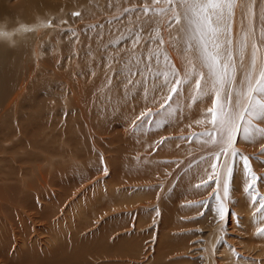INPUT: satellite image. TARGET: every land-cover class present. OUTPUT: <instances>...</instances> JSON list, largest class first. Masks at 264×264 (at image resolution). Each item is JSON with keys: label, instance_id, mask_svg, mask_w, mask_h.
I'll return each mask as SVG.
<instances>
[{"label": "bare ground", "instance_id": "obj_1", "mask_svg": "<svg viewBox=\"0 0 264 264\" xmlns=\"http://www.w3.org/2000/svg\"><path fill=\"white\" fill-rule=\"evenodd\" d=\"M121 5L125 6L129 11L127 14H130L126 19L128 23L124 24V26L116 28H111L110 26L111 30H104L105 26L110 25L108 22L101 20V23L103 22V25H101L91 21L98 19L100 22L101 15L104 16L106 13L110 15L118 14L117 12L122 13L124 9H122L123 6L120 7ZM145 7L148 8L147 12L144 11ZM168 7L170 6L164 3L163 0H161L160 4H154L153 0H0V29L7 32V35L0 36V264H112L115 258L118 259V264H125L127 262L122 263L120 259L132 257V255L139 257V259L143 258L139 264H145L146 258L149 256L147 252L150 248L146 250V244L142 243L140 238L134 241L130 232L137 231L141 233L146 231V228L139 229L136 225L134 231H127L130 234L123 237L119 236L114 241L110 239V235L114 230H123V227L130 230L131 226H135L131 225V223H126L125 216H133L131 211H129L130 214L119 215L122 209H129L135 206L138 210H143L137 220V224L141 221L140 225L142 226L147 220L149 222V219L152 218L153 213L144 211L146 209L157 210L155 214L160 222L157 229L159 233L156 236L158 242L156 240L157 243L151 244V246L156 245L155 252L153 251L154 257L153 259L150 258L151 260H147L146 264H149V261L154 262V264H179L178 262L181 259L178 258L180 260H177L175 256L180 255V253L181 255L184 253L187 257L192 255L200 257L199 259L197 258L196 264H218L219 262V264H264V236L256 234L260 228H264V210L257 212L259 200L264 197V154H262L261 143L264 137L255 132L252 140H245L240 133H237L235 147L239 150L238 155L236 157L221 155L220 157V160L225 163L231 162L233 167V173L228 177L229 196L223 200L227 209L224 220L220 219L216 211L220 200L219 202L216 201L217 203L213 202L210 206L208 205L209 209L207 210L209 213L205 216H210L214 222L212 221L213 224L211 226L205 227V230L207 229L206 233L201 234L202 245H198L199 243L197 244L196 240V242H191L192 244L190 242L184 243L185 237L180 236L182 235L181 229H189L186 226L190 224L178 221L179 215L191 213L196 208L199 209L197 205L199 197L205 196L209 191V186L212 185L209 184L208 188H196L194 184L199 185L208 178V173L204 170L208 168L209 162L216 163L217 168L215 171L221 177L224 169L221 167L220 161L212 159V153L218 151L217 146L207 143L210 139L208 135L197 134L201 126L208 125V120L204 118L203 114L205 109L211 106L210 103L204 102L197 106V102L190 99L189 93L185 91L181 96H174L172 100L167 101L163 108L160 107L165 102H163V99L162 102H159L158 98H166L168 94L163 91H156L155 86L158 82L164 80L163 75L157 76L156 73L167 72L174 65L175 69L183 74V70L187 67V56L183 51L187 45L181 40L182 34L179 32V26L176 25L171 12L159 11L161 8L167 9ZM153 9H156V11H153ZM253 11L258 13L259 6L254 7ZM69 12L72 14L74 12L79 13V15H77L78 17L75 15L73 19L70 17L67 22L68 19L66 18ZM121 18L118 19L119 22ZM113 23L118 24V22ZM73 25L79 26V28H75L76 30L74 31L72 29ZM253 26L254 29L260 27V22L255 17L253 18ZM70 27L72 28L70 29ZM247 31L248 19L245 12L244 10L236 9L231 21L229 37L232 40V44L229 47L233 53L237 68H239L242 55L245 65L250 62L251 39L248 41V47L243 50V53L241 52V45ZM78 40H81L82 44H78V51L73 53L71 50L72 45ZM160 41L164 43H160ZM111 45L114 46L115 50L122 53L123 47H129V52L126 51L124 54L130 56L129 60H132V65L129 67L127 75L124 73L122 77L126 79L130 75V80H135L137 84L130 93L124 90L127 94L123 96L113 94L112 88L110 89L112 92L105 90L106 84L109 82L107 79L109 78L110 80L112 78L110 77L111 74L108 77L105 74L106 71L99 70L102 61L106 60L105 57L101 55L99 56L100 61H94L97 54L106 53L111 48ZM60 54L66 55L67 58L69 56V61L75 62V58L78 59V65L83 68L80 69L82 71H79L78 78L77 74L75 75V72H73V68L79 70L75 66L77 65L76 62H70L68 66L65 64L64 68L68 72L64 71L63 67H57V64L63 61V56L60 57ZM165 56L167 59H165ZM261 56L264 57V50H262ZM127 59L125 57V60ZM143 65L146 66V69L143 68ZM39 67L43 68V71H38ZM61 72H63V75H60L62 74ZM115 83L114 81L112 85ZM121 84L123 85L124 83ZM128 84L127 87L129 86ZM110 85L108 84V86ZM124 87L126 89L125 84ZM187 87V85L184 86L185 89ZM66 91L71 98H75L74 100L72 99L73 106L69 103L70 100L65 103V108L69 106L70 112H72V107H75V110L79 112L77 105L75 106V102L78 101V103L82 102L84 104V108L87 107V117L95 116L93 120H90V122H93L92 125L99 118L107 119L102 121L103 123L99 119V122L102 123L100 127L102 133L111 132L113 135L111 141L118 144L117 148L119 147L120 153L123 151L119 157L116 158L114 156L111 162L107 159L110 162V164L108 163L109 166L104 165V161L102 164L101 162H96L93 167L90 166L94 151V153L92 152L93 155L83 157V161L81 159L80 162L83 167L85 166L81 171L57 172L51 175L58 165L56 163H65V160L51 159L47 155L48 158H44L47 162L41 161L39 155L41 150H43L42 152L50 153L49 137L51 134L48 127L51 124L49 120V116H51V114L49 115L50 109H52L54 104L52 100L56 99L54 97L58 93L63 95V92ZM151 94L153 97L149 99ZM49 96H53V98L46 100V98H50ZM97 98H102L99 99V102L105 100L108 103L104 102V105L111 104L109 106L112 108L110 110L107 109L108 111L105 113L100 111L92 104H96ZM109 98L119 99L114 101ZM181 98L186 102L185 104L183 103L184 106L183 104L180 105V103L179 107L176 103ZM145 99L148 100L145 101ZM58 107L59 109L61 108L59 105ZM128 108L133 109L126 110ZM149 109H151L152 114H155L153 115L154 119L146 116L143 117L142 122L139 124L129 122L130 120L133 121L132 118L134 116L140 115ZM92 112L94 113L92 114ZM106 113L108 114L104 117ZM110 113L112 114L111 116ZM59 114L61 113L59 112ZM165 115L173 116L166 117ZM71 116L69 115L68 117ZM164 117L166 118L164 119ZM64 118L66 117L64 116ZM60 119L62 118L60 117ZM200 120L204 122L197 123ZM86 121L83 124L87 128ZM56 126L58 125L56 124ZM259 126L264 127V124ZM119 127L126 132H118ZM86 128L85 131L88 130ZM82 129L84 130V127ZM114 129H118L117 132L115 131L114 133ZM143 130L149 133L146 137L148 141L155 139L158 133H166L164 135L172 136V134L186 132L190 133L191 137L181 139L184 143L189 142V144L178 149L177 147H171L173 145L176 146L178 140H175V144L172 143L174 139H170L171 141L169 140V142L166 141L167 143H164V152L162 151L163 148L158 150L159 154L162 151V155L156 157L160 159H156L143 153L144 151L149 152V148L145 149L147 146L143 145L146 143L142 140L141 132ZM101 131L99 132L101 133ZM130 131L133 133H129ZM144 131L143 136L146 135ZM74 135L76 134L74 133ZM180 138L182 137L180 136ZM128 139L131 144L127 142ZM80 142L82 143L83 141H78V143ZM78 143L74 144L75 147ZM115 145L112 147H115ZM190 147L195 148L192 151L197 150L198 147L200 150H197V155L186 157L188 154L193 153ZM127 149L131 150V153H125ZM85 150L87 149L85 148ZM142 150L144 151L142 152ZM82 152L84 153V151ZM241 155H248L250 167L258 177L255 191L250 189L252 191L251 197L244 191L247 186V174L243 169V162L239 159ZM162 156L165 157L163 159L166 162L175 157L180 159L185 157L180 161L182 170H176L173 166H169L172 162L162 166ZM132 158L133 161H130ZM97 159L99 160V158ZM177 159L174 162L177 161L176 163H178L179 160ZM138 160L146 162V164L150 163V166L153 163L155 166L158 163L161 165L159 164L155 168L149 166L140 168L139 164H136ZM54 161L55 163H53ZM71 161L69 159L67 163ZM103 166L109 171L102 170L101 174L104 173V175L101 178L104 180L96 181L95 184L90 186H88L89 184L86 181L88 185H83V182L91 179L94 174H96L94 177L97 179V175H100L101 172L99 171L100 167ZM168 166L170 169L167 171L166 167ZM164 169L167 172L163 174ZM209 171L212 170L209 169ZM105 172H107V175ZM178 173H180L179 177L175 179ZM166 175H170L168 180ZM114 176L119 178L114 179V182L110 181L111 187L107 184V180L110 177L113 179ZM48 180L51 183L50 185ZM91 180L93 181V179ZM152 181H156V183L145 186V184ZM173 181L174 183H172ZM46 184L51 189L46 190ZM43 185H45V188L43 187L44 189L40 193V187ZM214 186L217 185L213 183ZM84 187L87 189L86 192H84ZM213 187L211 186V188ZM52 188L58 189V193ZM217 188L214 194L217 192L216 197L222 198V184ZM82 192L85 194H82ZM133 192L134 194L132 195ZM191 193H198L199 196V199L195 198L193 200L194 204L192 205H190L191 200L188 199ZM78 194H81V196H78V198L80 197L79 199L77 198ZM71 196H74L73 198L75 199L77 198L78 201L72 203L73 200L71 199L72 201L62 206L60 205L61 203H58V201L68 199L67 197ZM208 197L210 198V196ZM232 199L235 200L232 201ZM210 200L206 202L208 203ZM69 206L79 209L78 214H75H77L76 216L80 223L79 226H73L74 229L71 230L70 236L71 241L68 242L67 240L70 239L54 234L53 237L51 236L52 239L50 241H47V238L43 246H40L36 242L38 240L34 237L36 233L38 231L42 233L45 229L50 231L51 234L52 230L55 232L63 229V222H65L66 214H68ZM234 206L239 209L237 208L236 210ZM233 208L236 212H233ZM230 210L232 214H229L227 218ZM240 210H244V214L239 212ZM98 214L101 217L96 220L95 216ZM116 214L118 215L115 216ZM136 214H139V212ZM194 216L192 217L194 218ZM216 219L218 222L214 225ZM91 220H93L92 223L88 224ZM226 223L229 225L228 227L224 225ZM35 224L37 226L41 225L42 228L36 230ZM201 225L203 224L201 223ZM202 231L199 230V233ZM192 233L195 235L194 232ZM48 237L50 238V236ZM236 238L240 240L232 241V239ZM151 246H147V248ZM197 246L202 247L198 248ZM215 256L218 262L214 258ZM111 259L112 263H107ZM163 260L166 262L163 263ZM102 261L104 262L101 263ZM181 262L183 264V261ZM128 263H132V261ZM113 264H116L115 261Z\"/></svg>", "mask_w": 264, "mask_h": 264}, {"label": "snow or ice", "instance_id": "obj_2", "mask_svg": "<svg viewBox=\"0 0 264 264\" xmlns=\"http://www.w3.org/2000/svg\"><path fill=\"white\" fill-rule=\"evenodd\" d=\"M163 2L170 7L161 8L159 11L172 13L182 34L181 40L187 45L183 49L187 56V67L183 74L177 71L174 65L167 72H157L156 75H163L164 80L155 86L156 91L168 94L165 103L187 91L189 98L196 101L197 106L204 102L211 104L203 114L211 125V131L204 134L210 137L207 143L217 146L218 151L212 153V159L220 161L224 172L221 177L215 171L216 163L209 162L208 168L204 170L208 173V178L197 187L208 188L210 183L217 186L222 184L223 196L218 197L220 202L216 211L220 219L224 220L227 209L223 200L229 196L228 177L233 173V167L231 162L225 163L220 157L238 155L239 150L235 147L237 133L245 140H252L254 132L264 137V127L259 126L264 124V57L261 56L264 50V0H163ZM153 3L160 4L161 0H153ZM257 6L259 11L254 13L253 9ZM236 9L244 10L248 19V31L241 45L242 53L251 39L250 62L245 65L242 55L239 68L229 47L232 44L229 37L231 21ZM144 11L147 12L148 8L145 7ZM254 17L260 22L257 29L253 26ZM185 85L188 86L187 89L184 88ZM164 106V103L160 105L161 108ZM150 114L151 109L142 112L137 120ZM261 143L264 154V140ZM239 159L243 162V169L247 174V186L244 191L251 197L258 177L250 167L249 157L241 155ZM261 210H264V197L259 200L257 212ZM256 234L264 236V228H260Z\"/></svg>", "mask_w": 264, "mask_h": 264}, {"label": "rangeland", "instance_id": "obj_3", "mask_svg": "<svg viewBox=\"0 0 264 264\" xmlns=\"http://www.w3.org/2000/svg\"><path fill=\"white\" fill-rule=\"evenodd\" d=\"M123 5H121L120 7H122ZM102 7V6H101ZM103 8V7H102ZM122 9H124L123 10V12L122 13H119V12H117L118 14H115V15H113V14H104V16L103 15H101V17H100V22L98 21V19H93V20H91L92 22H96V24H101V25H103V22H108L110 25H107V26H105L104 27V30H111V28H116V27H118V26H120V27H122V26H124V24H126V23H128V22H126V19L128 18V16L130 15V14H127L129 11L127 10V8H125V6H123L122 7ZM102 10V9H101ZM75 13V12H74ZM72 14L71 12H69L68 13V15H67V18L66 19H68L67 20V22L70 20V17H72V19L73 18H75V14ZM70 14V15H69ZM73 15V16H72ZM77 16V15H76ZM103 16V17H102ZM122 16H124V17H122ZM78 17V16H77ZM122 17V18H121ZM96 18H98V17H96ZM119 18H121V20H120V22L118 21V19ZM106 21H105V20ZM101 20H103V22L101 23ZM113 20V21H112ZM129 20H130V17H129ZM113 22H118V24H114ZM124 22V23H123ZM129 23H131V22H129ZM133 23V22H132ZM74 27L72 28V27H70V29L72 28V29H74V31L76 30L75 28H79V26H76V25H73ZM110 26H111V28H110ZM129 26H131V24H129ZM56 29V28H55ZM72 33H74V32H72ZM102 37V36H101ZM100 37V38H101ZM143 38V37H142ZM77 44V46H75ZM78 44H82V42H81V40H78L75 44H73L72 45V52L73 53H75L76 51H78ZM109 47V46H108ZM113 47V48H112ZM75 48V49H74ZM124 49H122V51H123V53L122 52H119V51H117V50H115V48H114V46L113 45H111V48H109L108 50H107V52L105 53H99V54H97L96 55V58H94V61H100V57L99 56H103V57H105V59L106 60H101L102 61V65L101 66H99L100 68H99V70H104V71H106L105 72V74H106V76L108 75V77L110 76V74H111V76L110 77H112L110 80H109V78L107 79V81H109V82H107V84H106V87H105V90L108 92H112L113 94H117L116 96H123V95H126L127 94V92L128 93H130V91H132V90H134V88L136 87V82H135V80H130V75H128L127 76V78L125 79V78H123L122 77V74H126L127 75V71H129V67L132 65V63H131V61L132 60H129V58H130V56L129 55H125L124 53L127 51V52H129L128 50H129V47H123ZM127 50H126V49ZM75 50V51H74ZM100 52V51H99ZM119 54V55H118ZM122 54H123V56H122ZM124 55H125V57L126 58H128L127 60H125V57H124ZM61 56H63V55H61L60 54V57ZM59 57V58H60ZM66 55H64L63 56V58H62V60L63 61H61L59 64H57V67L58 68H60V67H63V70L64 71H66V68H64V66H65V64H67L66 66H68V63H70V62H74V61H69L70 59H69V56H68V58L66 57ZM124 58V59H123ZM109 59V60H108ZM112 60V61H111ZM78 59H76L75 58V62H76V64L77 65H75V66H77L78 68H79V70H77L76 68H73V72H75V75L77 76V78L79 77L78 76V73H79V71H82V70H80V69H83L80 65H78ZM109 61V62H108ZM127 61V62H126ZM65 62V63H64ZM74 62V63H75ZM130 62V63H129ZM90 63V62H89ZM128 63H129V65H128ZM105 65H106V67H105ZM103 66V67H102ZM92 67V66H91ZM109 67H111V68H109ZM114 67V68H113ZM123 67V68H122ZM146 66L145 65H143V68H145ZM119 70H118V69ZM121 68H122V70H121ZM128 68V69H127ZM39 70L38 71H43V68H41V67H39L38 68ZM75 69V70H74ZM107 69V70H106ZM109 69H111V70H109ZM125 69V70H124ZM146 69V68H145ZM71 71H72V69H71ZM78 71V72H77ZM111 71V72H110ZM114 71V72H113ZM66 72H68V71H66ZM77 72V73H76ZM122 72V73H121ZM62 74H60V75H63V72H61ZM108 73V74H107ZM101 74H103V73H101ZM118 74V75H117ZM105 76V77H106ZM116 76H117V78H116ZM118 76H119V79H118ZM114 77V78H113ZM107 78V77H106ZM80 79V78H79ZM112 79H114V80H112ZM125 79V80H124ZM122 80H123V82H122ZM127 80V81H126ZM115 81L116 83L115 84H113L112 85V83ZM120 81V82H119ZM128 81H132V83H129ZM129 84H128V83ZM119 83V84H118ZM121 83H124L125 84V86H126V89H125V87L123 88V86H124V84L122 85ZM108 84H111L110 86H108ZM127 84L129 85L128 87H127ZM117 86V88H116V86ZM122 87H121V86ZM72 86H74V85H72ZM142 86H144V85H142ZM148 86V85H147ZM133 87V88H132ZM145 87V86H144ZM112 88V91L110 90ZM115 88V89H114ZM128 88V89H127ZM132 88V89H131ZM117 89H119L118 91H115V90H117ZM127 91V92H125V91ZM116 92H118V93H116ZM67 97H66V96ZM75 95V94H74ZM62 96V97H61ZM50 98H46V100H50L51 98H53V96H49ZM149 99H151L152 97H153V95L151 94V95H149ZM54 98H56L55 100H52V101H54V104H53V106H52V109H50L51 111H52V113H51V111H50V113H49V115L51 114V116H49V120H50V127H48V129L50 130V144H49V148H50V153H47V152H42L43 150H41V154H39L40 155V157H41V161H45V162H47V160H44V158H48L47 157V155L49 156V157H51V159H54V158H56V160L57 159H63V160H65V163H62V164H60V163H56V164H58L57 166H56V169H54V171H53V173H51V175H53V174H56L57 172H60V173H62V172H66V171H81V169L83 170V168L85 167H83V165H82V163L80 162L81 161V159H82V161L84 160V158L86 157V156H90V155H93L92 154V152L94 153V155L92 156V160H91V162H90V166H92L93 167V165L94 164H96V162H101V164L103 163V161H104V165H106V166H109V164H110V162H111V160H112V158H114V156H116V158L117 157H119L120 156V154L123 152H121L120 153V150H119V147L117 148V143H115L114 141H111V139H113L112 137H113V135H112V133H111V135H110V133L109 132H105V133H102V131H101V129H100V127L102 126V121H105V120H107V119H102V118H99L100 120H101V122H99V119L98 120H96L97 122H98V124H96L97 122H94V124L92 125V123L93 122H90V120L92 119L93 120V118L95 117V116H90V117H87L88 115V112L86 111V108H84V104H82V102H79L78 103V101H76L75 102V106L77 105V108L79 109V112L78 111H76L75 110V107H72L73 109L71 110L72 112H70L69 111V106H68V108H65V103H67L69 100H70V104H71V106H73L72 105V99L74 100L75 98H71L69 95H68V93H67V91L66 92H63V95H62V93H58V95L56 96V97H54ZM67 98V99H66ZM146 98V97H145ZM63 99H65V100H63ZM99 99H102V98H97L96 99V104H94V103H92L93 104V106H95V107H97L100 111H103L104 113L105 112H107L108 110H110L112 107L111 106H109V105H111V104H109V105H104L105 103H108V102H106L105 100L104 101H102V102H99L100 100ZM109 99H113L114 101H116L117 99H119V98H109ZM121 100H122V98H120ZM159 99V102H162V99H163V102H165V100H166V98H164V97H160V98H158ZM182 100H183V98H181ZM179 100L176 104L180 107V105H182L183 103L185 104V102H184V100H183V102H181L182 100ZM112 100V101H113ZM146 100H148V99H145V101ZM57 101V102H56ZM61 101V102H60ZM63 101V102H62ZM108 101V100H107ZM105 102V103H104ZM57 103V104H56ZM78 103V104H77ZM103 103V104H102ZM169 103V102H168ZM181 103V104H180ZM62 104V105H61ZM81 104H82V106H81ZM164 104H166V103H164ZM180 104V105H179ZM184 104H183V106H184ZM58 105L59 106H61V110L59 109V107H58ZM80 106H81V108H80ZM104 106H105V108H104ZM107 106V107H106ZM113 106V105H112ZM103 107V108H102ZM110 107V108H109ZM54 108H55V110H54ZM65 108V109H64ZM84 108V109H83ZM101 108V109H100ZM108 109V110H107ZM133 108H128V109H126V110H132ZM55 111V112H54ZM62 114V113H64L63 115H61V114H59V112ZM67 112V114H66V112ZM112 111V110H111ZM56 112H57V114H56ZM78 112V113H77ZM70 113H74L73 115L72 114H70ZM76 113V114H75ZM94 112H92V114H93ZM96 113V112H95ZM53 114V115H52ZM56 114V115H55ZM98 114H100L99 112H98ZM107 114L108 113H106V114H104V117H106L107 116ZM71 116V117H68V116ZM75 115V116H74ZM97 115V114H96ZM106 115V116H105ZM112 114L110 113V116H111ZM115 115V114H114ZM134 115H137V114H134ZM152 115V116H151ZM153 115H155V114H150V115H148L151 119L154 117ZM66 117V118H64L63 119V117ZM137 116H140V115H137ZM137 116H134L132 119H133V121L132 120H130L129 122H131L132 124H139V123H141L142 122V120H143V118L141 119V120H137ZM166 117H169V116H173V115H165ZM60 117L62 118V119H60ZM76 117V118H75ZM166 117H164V119L166 118ZM68 118H69V120H68ZM135 118V119H134ZM52 119V120H51ZM75 119V120H74ZM81 119H83V120H81ZM150 119V120H151ZM154 119V118H153ZM66 120H68L67 122H66ZM86 120H88V121H86ZM72 121V122H71ZM86 121V124H87V128H86V126H84V122ZM207 121V120H206ZM54 122V123H53ZM138 122V123H137ZM59 123V124H58ZM61 123V124H60ZM73 123V124H72ZM90 123H91V125H90ZM53 124V125H52ZM55 124V125H54ZM56 124L58 125V126H56ZM65 124V125H64ZM71 126H70V125ZM99 124H101L100 126H99ZM75 125V126H74ZM55 126V127H54ZM63 126V127H62ZM89 126V127H88ZM93 126H96V127H93ZM150 126V125H149ZM58 127V128H57ZM65 127H67V128H65ZM73 127V128H72ZM84 127V130L82 129ZM208 127H210V128H208ZM65 128V129H64ZM77 128V129H76ZM85 128L86 129H88L87 131H85ZM95 128V129H94ZM98 128V129H97ZM208 128V129H207ZM201 129V130H200ZM200 129H198V131H199V133H197V134H204L205 132H207V131H209V130H211V125L209 126V123H208V125L206 124V126L204 125L203 127L201 126L200 127ZM65 130V131H64ZM72 130V131H71ZM84 132H83V131ZM101 131V133L99 132V131ZM117 130L118 129H114L113 130V132L115 133V131L117 132ZM57 131V132H56ZM59 131H60V133H59ZM64 131V132H63ZM93 131V132H92ZM120 131V133H122V131H123V133H125L126 131L124 130V129H121L120 127H119V130H118V132ZM125 131V132H124ZM144 131V130H143ZM143 131L141 132V134H142V140L143 141H145L146 143H144L143 145L145 146H147L145 149H148L149 150V152H147V151H144V150H142V152L145 154V155H147L148 154V156H150V157H152V158H156L157 156L158 157H160L161 155H162V151L164 150V147H165V144L167 143V142H169V140L170 139H174L173 141H172V143L173 144H175V140H178V142H177V144H176V146L175 145H173V146H171V147H173V148H175V147H177V149L178 148H181V147H184V145L185 146H187L188 144H189V142H187V143H184L183 141H181V139H183V138H186V137H191V134L189 133H186V132H179V133H177V134H175V135H173L172 134V136L171 135H164V134H166V133H158V136H156L155 137V139H153V140H151V141H148V138H146L148 135H149V133H148V131H144L145 132V136H143L144 134H143ZM67 132V133H66ZM72 132V133H71ZM80 132V133H79ZM82 132V133H81ZM192 132H193V130H192ZM52 133H56V134H52ZM74 133L77 135H74ZM92 135H91V134ZM129 133H133L132 131H130ZM67 134H69V135H67ZM118 134V133H117ZM182 134V135H181ZM186 136H185V135ZM196 134V135H197ZM179 135V136H178ZM66 136H68V137H66ZM90 136V137H89ZM92 136H94V137H92ZM180 136L182 137V138H180ZM60 137V138H59ZM71 137V138H70ZM78 137V138H77ZM157 137H162L161 139L160 138H157ZM67 138V139H66ZM69 138H70V140H69ZM85 138V139H84ZM96 138V139H95ZM163 138H164V141H163ZM73 139V141L71 142V140ZM83 139V140H82ZM88 139V140H87ZM91 139V140H90ZM95 139V140H94ZM54 140H56L55 142H53ZM83 141L82 143L80 142V143H78V141ZM155 140V141H154ZM52 141V142H51ZM67 141V142H66ZM148 141V142H147ZM152 141H154L153 143H152ZM157 141H159V142H157ZM163 141V142H162ZM167 141V142H166ZM171 141V140H170ZM57 142H58V144H57ZM67 144H66V143ZM70 142V143H69ZM86 142V143H85ZM127 142L128 143H130L131 144V142L129 141V139L127 140ZM166 142V143H165ZM182 142H183V144H182ZM53 143V144H52ZM68 143H69V145H68ZM75 143H78V144H76V147H75ZM163 143V144H162ZM165 143V144H164ZM70 144H72V145H70ZM82 144H84V145H82ZM91 144V145H90ZM114 144H116L115 145V147L117 148H115V147H112ZM65 145V146H64ZM80 145V146H79ZM128 145V144H127ZM164 145V146H163ZM178 145V146H177ZM62 146H64V147H62ZM83 146V147H82ZM151 146V147H150ZM81 147V149H79ZM87 149V150H85V148ZM54 148V149H53ZM84 148V149H83ZM113 148V149H112ZM144 148V147H143ZM161 148H163L162 149V151H161V153L159 154V152H158V150H160ZM192 148V149H191ZM59 149V150H58ZM73 149V150H72ZM76 149V150H75ZM78 149V150H77ZM115 149V150H114ZM193 149H195V148H193V147H190V150H191V152H193V153H191L190 155L188 154L186 157H190L191 155H197V153H198V149L200 150V148L198 147V149L197 150H195V151H192ZM55 150V151H54ZM90 150H91V152H90ZM150 150H151V152H150ZM70 151V152H69ZM82 151H84V153L82 152ZM154 151V152H153ZM158 152V155H157V152ZM78 152H82V153H78ZM85 152H87L86 154H85ZM164 152V151H163ZM125 153H131V150H129V149H127V151L125 150ZM69 154V155H68ZM72 154V155H71ZM83 156H82V155ZM89 154V155H88ZM97 154V155H96ZM110 154V155H109ZM114 154V155H113ZM143 154V155H144ZM246 154V153H245ZM248 155H249V153H247ZM76 155V156H75ZM247 155V156H248ZM54 156V157H53ZM79 156V157H78ZM112 156V157H111ZM78 157V158H77ZM84 157V158H83ZM94 157H97V158H99V160L97 159V158H94ZM111 157V158H110ZM181 157V156H180ZM194 157V156H193ZM68 158V159H67ZM93 158H94V161H93ZM163 158H165V157H161V160H165V159H163ZM169 158H171V157H169ZM178 158V159H177ZM182 158H185V157H182ZM182 158L180 159L179 157H175V158H172V159H169L168 160V162L170 163V162H172L171 164H169L168 162H166V161H162V166H166V165H168L169 164V166L171 165V166H173V168L174 169H181L182 170V163L180 162L181 160H182ZM69 159H71L72 161L71 162H69V163H67L68 161H69ZM87 159V158H86ZM110 161H108V160ZM156 159H160V158H156ZM179 160L178 161V163H176V162H174L175 160ZM102 160V161H101ZM107 161V163H105L106 161ZM75 161V162H74ZM130 161H133V158L132 159H130ZM57 162V161H56ZM80 162V163H79ZM52 163V162H51ZM53 163H55V161L53 162ZM80 164V165H78V164ZM109 163V164H108ZM130 163V162H129ZM132 163H134V162H132ZM143 163V164H142ZM136 164L138 165L139 164V167L140 168H143L144 166L146 167H153V168H155V167H157V166H159V164L160 163H158V164H156L157 166H155V165H153V164H151V166L149 165L150 163H148V164H146V162L144 163V162H141V161H136ZM173 164V165H172ZM71 165V166H70ZM78 165V166H77ZM161 165V164H160ZM60 166V167H59ZM169 166L168 167H166V170L168 171L170 168H169ZM50 167V166H49ZM67 168V169H66ZM69 168V169H68ZM71 168V169H70ZM103 168V169H102ZM75 169V170H74ZM173 169V170H174ZM62 170V171H61ZM102 170H106L107 172H109L107 169H106V167H100V170L99 171H101L100 172V175H97V179H99V180H97L94 176H96V174H94V178L92 177L91 179H93V181L91 180V179H89V180H85L84 182H83V185H85V184H87L88 186H90V185H93V184H95L96 183V181H100L102 178L101 177H103V175H104V173L103 174H101L103 171ZM165 169L163 170V174H164V172H167ZM172 170V171H173ZM179 171V170H178ZM177 171V172H178ZM55 172V173H54ZM107 172H105L106 173V175H107ZM179 174L180 173H178L177 175H176V178L175 179H177L178 177H179ZM25 175H27V174H25ZM51 175H50V178H51ZM111 177H112V175H110ZM110 177V179L108 178V185L109 186H111V184H110V181H112V182H114L116 179H118L119 177H117V176H114L113 177V179ZM164 177V176H163ZM168 177V178H167ZM166 178H167V180L170 178V175H166ZM115 179V180H114ZM50 180V179H49ZM48 180V181H49ZM102 180H104V179H102ZM163 180V179H162ZM161 180V181H162ZM166 180V181H167ZM47 181V182H48ZM86 181H87V183H86ZM92 181V182H91ZM95 181V182H94ZM51 182H52V180H51ZM91 182V183H90ZM144 182V181H143ZM39 183V182H38ZM156 183V181H152V182H150V183H147V184H145V186H148V185H152V184H155ZM172 183H174V181L172 182ZM40 184V183H39ZM48 184L50 185L51 183H50V181L48 182ZM212 184V185H211ZM49 185H47L46 184V188H45V185H43L42 187H40L41 189H40V193L43 191V189L45 188L46 190H49V189H51L50 187H49ZM86 185V186H87ZM136 185V184H135ZM177 185V184H176ZM210 185L213 187V183H210ZM215 185V184H214ZM211 186H209V191L205 194V196L203 195V196H201L200 197V199L198 200V202H197V205H198V207H199V209L200 210H203V211H200L199 209H195L193 212H191V213H186V214H181V215H179V219H178V221H182V222H187V224H190V225H188V226H186V228H189V229H185V228H183V229H181L182 230V235H180V236H184L185 237V240H184V243L185 242H196L197 241V244L198 245H202V241H203V239H201L202 238V235L204 234V233H206V230H205V227L206 226H211L213 223H212V219L210 218V216L209 217H206L205 215H208V210L207 209H209V206H210V204L211 203H213V202H219V199L216 197V195H217V192H216V194H214L215 193V191L218 189L217 187L218 186H214L213 188H211ZM44 187V188H43ZM48 187V188H47ZM101 187H102V185H101ZM112 187V186H111ZM114 187V186H113ZM118 187V186H117ZM53 190H55L57 193H58V189H56V188H52ZM84 189H85V187H84ZM212 189H215V191H213ZM42 190V191H41ZM86 190L87 189H85L84 190V192H86ZM213 191V192H212ZM37 192H38V194H39V191L37 190ZM36 191H35V193H37ZM84 192H82V194H85ZM52 193H54V191H52ZM213 193V194H212ZM134 194V192L132 193V195ZM210 194V195H209ZM78 196H81V194H78L77 195V198H78ZM208 196H210V198L208 197ZM74 196H71V197H67L68 199H63V200H60V201H58V203H61L60 205L62 206V205H64V204H68V202H70V201H72V203L75 201V203H76V201H78L77 200V198L75 199V198H73ZM203 197V198H202ZM232 197V196H231ZM80 198V197H79ZM78 198V199H79ZM233 198V197H232ZM235 198V197H234ZM72 199V200H71ZM211 199V200H210ZM217 199V200H216ZM201 200V201H200ZM207 200H210V201H208V203L206 202ZM233 200H235V199H232V201ZM216 202V203H217ZM235 202V201H234ZM74 203V204H75ZM79 203V202H78ZM73 204V205H74ZM203 206H202V205ZM202 207H201V206ZM209 205V206H208ZM206 206H208V207H206ZM194 207V206H193ZM234 207H236V206H234ZM237 208L238 207H236L235 209L237 210ZM73 209V210H72ZM234 208L232 209L233 210V212H236V210H235ZM239 209V208H238ZM70 210H71V212H70ZM136 212H135V211ZM197 210H199V211H197ZM129 211H131L132 212V217H129V216H125L126 217V220H127V222L126 223H131V225H135V226H131L132 228L130 229V230H128L127 228H122L123 230H120V229H118V230H114L112 233H111V235H110V239L112 240V241H114L115 239H117V237H123V236H126V235H128V234H130L131 233V235H132V239L134 240V241H137V238L139 239L140 238V241L142 240V243L144 242L145 244H146V250L147 249H149L150 248V250L147 252V255H149V256H147V258H146V263L148 262L147 260H151V259H153V257H154V250L156 249L155 247H156V245L155 246H151V244H155V243H157L158 242V239L156 238V236H157V233H159L158 232V227H159V218H158V216L155 214V212L157 211V210H151V209H149V210H144V211H150V212H152L153 213V215H152V218L151 219H149V222H148V220L146 221V222H148V223H146L145 222V224L144 225H140V223H141V221H139V224H137L138 222H137V220H138V218L141 216V213H142V209H140V210H138L137 208H136V206L135 207H131V208H129V209H127V208H124V209H122L121 210V214L119 213V215H126V214H130L129 213ZM206 211H207V214H206ZM78 212H79V209H76V208H74L73 206L72 207H70L69 206V210H68V214H69V216H68V214H66V219H65V222H63L64 223V225H63V229H61V230H56L55 232L52 230L51 231V234H50V231H47V230H45L44 229V232L42 231V233L40 232V231H38L37 233H36V235L34 236V237H36V239L38 240V241H36L37 243H39L40 244V246H43V244H44V242H45V239H47V241H50V239H52V237L54 236V234H56V235H60V236H63V237H65V238H67V239H70V236H71V230L72 229H74L73 228V226H79V219H77L78 217L76 216L77 214H78ZM126 212V213H125ZM139 212V214H136V213H138ZM198 212V213H197ZM201 212H205V213H201ZM230 213H228L227 214V218H228V216H229V214L231 215L232 213V211L230 210L229 211ZM239 212H242L243 214H244V210H240ZM75 213H77V214H75ZM133 213H135V214H133ZM196 213V214H195ZM71 214H73V215H71ZM193 214V215H192ZM203 214H204V216H203ZM99 215V214H98ZM97 215V216H98ZM118 214H116L115 216H117ZM195 215V216H194ZM76 216V217H75ZM97 216H95V218H96V220H98V218H100L101 217V215H99L98 217ZM115 216H112V217H115ZM181 216H182V218H183V220H182V218H181ZM192 216H194V218L192 217ZM213 216V215H212ZM62 217V216H61ZM213 217H215V216H213ZM212 217V218H213ZM58 218H60V217H58ZM94 218V219H95ZM181 218V219H180ZM207 218V219H206ZM209 218H210V220H209ZM207 221H206V220ZM203 220V221H202ZM218 220H219V217H218ZM218 220L216 219L215 220V224L214 225H216L217 224V222H218ZM228 220V219H227ZM92 221L93 220H91L90 222H88V224H90V223H92ZM76 222V223H75ZM214 222V221H213ZM192 223V224H191ZM201 223L204 225H201ZM208 223V224H207ZM227 223H228V221H227ZM224 224L226 227H228L229 225V223L228 224ZM36 225V224H35ZM136 225L139 227V229H143V228H146V231H144V232H141V233H139V232H137V231H135V232H130V231H134V229L136 228ZM200 225V227H198V226ZM213 225V226H214ZM203 226V227H202ZM236 226H238V225H236ZM37 229L36 230H38V229H40V228H42V226L41 225H36L35 226ZM224 227V226H223ZM239 227V226H238ZM78 229H79V227H77ZM225 228V227H224ZM197 229H198V231H197ZM237 230H239L238 228H236ZM236 229H234V230H236ZM80 230V229H79ZM181 230H179V231H181ZM199 230L200 231H202V232H200L199 233ZM234 230H233V232H234ZM127 231H129V232H127ZM174 231H178V230H174ZM178 231V232H179ZM49 232V233H48ZM53 232V233H52ZM173 232V231H172ZM192 232H194L195 233V235L192 233ZM232 232V233H233ZM47 233H48V235H47ZM136 233V234H135ZM173 233H175V232H173ZM225 233V232H224ZM236 233H238L237 231H236ZM50 234V235H49ZM139 236H138V235ZM202 234V235H201ZM154 235H155V237H154ZM48 236H50V238L48 237ZM52 236V237H51ZM141 236H142V239H141ZM231 237V236H230ZM189 238V239H188ZM41 239V240H40ZM197 239H199V240H197ZM201 239V240H200ZM144 240V241H143ZM156 240H157V242H156ZM196 240V241H195ZM240 239L239 238H236V239H232V241H239ZM68 242L69 241H71V239L70 240H67ZM191 243V244H192ZM42 244V245H41ZM189 244V243H188ZM190 245V244H189ZM188 245V246H189ZM147 246H151V247H148L147 248ZM153 247V248H152ZM159 247V246H158ZM198 248H201L200 246H197ZM154 251V252H153ZM152 252V253H151ZM178 252H179V250H178ZM180 253V252H179ZM178 253V254H179ZM183 255H184V257H183ZM199 255H201V254H199ZM142 256H143V254H142ZM174 256H175V254H174ZM176 257V259L177 260H180L178 263L179 264H182V262L181 261H183V264H194L195 262H196V260H197V258H198V256L197 255H192V256H185V254L183 253L182 255H181V253H180V255H178V256H175ZM101 258H104V257H101ZM111 258H113V257H111ZM129 258V259H128ZM151 258V259H150ZM178 258H180V259H178ZM200 258V257H199ZM198 258V259H199ZM214 258H216L217 259V257L215 256ZM114 259V258H113ZM127 259V260H126ZM142 260H143V258H140L139 259V257H136L135 255H132V257H127V258H123V259H120V261L123 263V262H130V261H132V263H128V264H139L140 262H142ZM167 260V259H166ZM173 260H175V259H173ZM177 260H175V261H177ZM195 260V261H194ZM112 259L109 261L108 260V262L107 263H114V261H115V263L116 264H118L119 263V261H118V259L117 258H115V260H113L112 262ZM104 261H102L101 263H103ZM118 262V263H117ZM164 262H166L165 260H163V263ZM181 262V263H180ZM217 262H218V259H217ZM112 263V264H113ZM127 263H125V264H127ZM145 263V264H146ZM220 263V262H219ZM218 263V264H219ZM149 264H154V262H150L149 261ZM196 264V263H195Z\"/></svg>", "mask_w": 264, "mask_h": 264}, {"label": "crops", "instance_id": "obj_4", "mask_svg": "<svg viewBox=\"0 0 264 264\" xmlns=\"http://www.w3.org/2000/svg\"><path fill=\"white\" fill-rule=\"evenodd\" d=\"M109 155H110V154H109ZM194 185H195L194 187L197 188V184H194ZM192 189H193V188H192ZM195 195H196V196H195ZM198 197H199V196H198V193H196V194H195V193H191V196L188 198V199L191 200V201H190V202H191L190 205L194 204V201H193V200H195V198L197 199ZM199 198H200V197H199ZM199 198H198V199H199ZM190 202H189V203H190ZM192 202H193V203H192Z\"/></svg>", "mask_w": 264, "mask_h": 264}, {"label": "clouds", "instance_id": "obj_5", "mask_svg": "<svg viewBox=\"0 0 264 264\" xmlns=\"http://www.w3.org/2000/svg\"><path fill=\"white\" fill-rule=\"evenodd\" d=\"M7 35V32H5L3 29H0V36Z\"/></svg>", "mask_w": 264, "mask_h": 264}]
</instances>
